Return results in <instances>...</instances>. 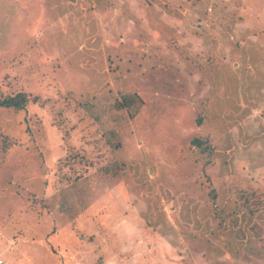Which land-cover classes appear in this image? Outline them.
Returning <instances> with one entry per match:
<instances>
[{"label":"rangeland","instance_id":"1","mask_svg":"<svg viewBox=\"0 0 264 264\" xmlns=\"http://www.w3.org/2000/svg\"><path fill=\"white\" fill-rule=\"evenodd\" d=\"M19 91L39 101L0 107L1 260L264 264V0H0ZM130 92L133 118L110 107Z\"/></svg>","mask_w":264,"mask_h":264},{"label":"trees","instance_id":"2","mask_svg":"<svg viewBox=\"0 0 264 264\" xmlns=\"http://www.w3.org/2000/svg\"><path fill=\"white\" fill-rule=\"evenodd\" d=\"M69 94L72 96L71 98L77 99L76 103L85 110L90 109L92 102L95 101L88 94H82V95L77 94V96H75L73 93H69ZM30 100L33 102H38L39 97L38 95L30 96L29 93L26 91H19L14 93L13 95L0 97V107H8L16 111H19L24 107H26V105ZM95 102L99 103V101H95ZM140 105H141V101L139 97H137L134 93L130 92V93H121L119 100L112 103L110 107L116 110H123L128 114V116L133 118L138 112ZM111 135L115 136L116 134L115 132L112 131ZM190 143L198 147L200 152L202 151L205 152L206 154H209L211 152L209 143L205 138L195 136L191 138ZM112 145L114 147L118 146L117 143Z\"/></svg>","mask_w":264,"mask_h":264},{"label":"built area","instance_id":"3","mask_svg":"<svg viewBox=\"0 0 264 264\" xmlns=\"http://www.w3.org/2000/svg\"><path fill=\"white\" fill-rule=\"evenodd\" d=\"M0 264H7V263L0 259Z\"/></svg>","mask_w":264,"mask_h":264}]
</instances>
